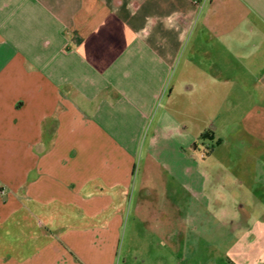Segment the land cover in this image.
<instances>
[{
  "label": "crops",
  "instance_id": "1",
  "mask_svg": "<svg viewBox=\"0 0 264 264\" xmlns=\"http://www.w3.org/2000/svg\"><path fill=\"white\" fill-rule=\"evenodd\" d=\"M215 1L0 0V264H117L134 158L179 85L247 93L264 150V0L233 24ZM251 234L221 264H264Z\"/></svg>",
  "mask_w": 264,
  "mask_h": 264
},
{
  "label": "rangeland",
  "instance_id": "2",
  "mask_svg": "<svg viewBox=\"0 0 264 264\" xmlns=\"http://www.w3.org/2000/svg\"><path fill=\"white\" fill-rule=\"evenodd\" d=\"M233 6L216 0L209 17L233 24ZM250 102L244 92L179 85L134 158L117 264H221L258 236L249 231L264 224V150L241 123ZM192 246L199 252L186 253Z\"/></svg>",
  "mask_w": 264,
  "mask_h": 264
}]
</instances>
